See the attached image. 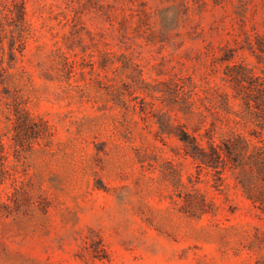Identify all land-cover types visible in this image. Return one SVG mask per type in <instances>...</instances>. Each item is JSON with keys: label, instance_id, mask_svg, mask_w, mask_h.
<instances>
[{"label": "rangeland", "instance_id": "obj_1", "mask_svg": "<svg viewBox=\"0 0 264 264\" xmlns=\"http://www.w3.org/2000/svg\"><path fill=\"white\" fill-rule=\"evenodd\" d=\"M14 1L0 0V264H264V211L236 170L220 179L157 122L246 131L223 76L264 68V0H23L21 50Z\"/></svg>", "mask_w": 264, "mask_h": 264}, {"label": "trees", "instance_id": "obj_2", "mask_svg": "<svg viewBox=\"0 0 264 264\" xmlns=\"http://www.w3.org/2000/svg\"><path fill=\"white\" fill-rule=\"evenodd\" d=\"M13 4L15 11L11 10V12L14 13L13 17L19 25L17 38L21 50L25 43L24 31L28 25L25 4L23 0H16ZM256 48L258 50L253 49V52L257 61L264 62V37L258 41ZM10 54H14L13 48L10 49ZM231 58V56L222 57L224 60ZM223 80L233 88V96L242 99L247 117L243 124L247 128L246 131L237 127L232 130L231 136L216 142L210 132L211 124L206 125L205 117L200 118L193 125L192 130H189L185 123H163L157 120L159 130L168 135H175L182 142L184 154L199 161V165L214 168L220 173V179H223L221 171L226 166L233 171L236 170L235 177L245 195L264 211V68L257 72L254 67H248L242 62L226 64ZM221 95L223 101L227 103L229 94L223 92ZM201 129L203 131H200ZM204 137H206V145L203 143ZM13 145L22 147L23 143L15 139ZM7 153L6 145L0 137L1 163L6 159ZM180 181H182L181 177Z\"/></svg>", "mask_w": 264, "mask_h": 264}]
</instances>
